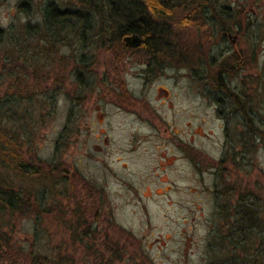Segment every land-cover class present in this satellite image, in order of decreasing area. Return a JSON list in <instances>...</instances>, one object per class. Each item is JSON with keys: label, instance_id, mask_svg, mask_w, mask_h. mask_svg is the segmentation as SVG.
<instances>
[{"label": "rangeland", "instance_id": "obj_1", "mask_svg": "<svg viewBox=\"0 0 264 264\" xmlns=\"http://www.w3.org/2000/svg\"><path fill=\"white\" fill-rule=\"evenodd\" d=\"M19 1L0 0V26L39 19L45 0H29L27 12L17 8ZM200 2L197 25L177 33L189 39V52L175 65L158 66L120 46L92 44L83 51L75 34L54 44L28 40L10 49L7 62L0 54V95L9 81L6 67L30 83L38 73L42 84L64 86L30 109L35 116L22 125H28L22 150L36 162L60 164L62 172L51 174L58 186L47 191L45 212L2 229L10 243L0 247V264H35L31 255L52 264H207L235 207L254 213L264 232V139L236 154L241 163L234 166L232 152L243 150L236 141L246 135L242 117L231 104L219 107L206 87L209 78L201 77L212 50L213 69L228 66L230 86L258 108L264 130V0ZM224 21L235 24L234 46L212 37ZM82 56L87 86L76 92L74 68ZM18 125L5 119L2 128L17 131ZM221 189L223 195L216 192Z\"/></svg>", "mask_w": 264, "mask_h": 264}, {"label": "trees", "instance_id": "obj_2", "mask_svg": "<svg viewBox=\"0 0 264 264\" xmlns=\"http://www.w3.org/2000/svg\"><path fill=\"white\" fill-rule=\"evenodd\" d=\"M199 2L200 0H76V5L68 6L58 0H45L39 8L40 15L36 22H26L19 27H13L12 23L0 26V54L7 58L3 59L7 62L12 58L10 49L16 45L22 47L28 40L34 45L41 41L54 44L75 34L83 51L92 44L107 50L120 46L130 49L131 52H143L158 66H161V61H164V65H175L176 59L185 61L188 58L189 39L177 33L184 32L190 25H197L194 21L198 19V13L203 15V5H199ZM30 4L29 0H21L16 5L20 11L27 12L29 9L31 11ZM227 26L234 27L233 23L231 25L224 21L219 25L220 31L225 32ZM95 27L97 30H94ZM133 39L135 43L131 42ZM27 51L29 50L25 49L23 53L27 55ZM210 60L211 63L207 62L210 66L204 69L205 77L203 74L201 76L210 79L206 83L209 93L214 92V99L219 107L226 108L231 104L233 110L242 117L245 127L242 134L246 135L236 141L239 144L242 142L243 150L232 152V161L238 167L241 160L235 159L236 154L243 156L245 152L251 151L254 139H264V130L258 124V108L256 110L241 96V92H236L230 86L227 78H233V75L227 70L228 66L216 71L213 69V64H217L216 60ZM86 61L87 56L76 61V92L87 86L86 76L83 75L88 71L84 66ZM186 65L188 64L185 63ZM6 70L9 81L6 92L0 95V247L5 242L10 243V237L2 229L11 225L18 217L46 211V193L49 190L52 192L58 186L51 174L56 169L59 173L62 172L60 164L55 168L48 161L36 162L30 152L22 150L23 137H28L25 130L28 125H22L27 123L28 118L35 116L29 110L53 99L59 83L63 89L62 82H56V85L49 87L39 81L38 73H34L31 84L23 74L17 75L13 67H6ZM218 113L224 117L220 110ZM5 119L13 125L19 122L18 130H4L2 126ZM226 159V156L219 159L218 167L225 164ZM223 191L224 189L216 190L221 195L224 194ZM244 194L241 195L245 196ZM219 213L224 218L228 217L221 206ZM229 217L232 223L228 224L224 232L217 233L219 240L215 242L217 246L214 251L210 248L207 264H263L264 232L256 215L235 207ZM9 247L14 248L13 244ZM1 250L0 248V252ZM39 257L41 260L37 261ZM116 258L121 259V254L117 253ZM30 259L35 264H52L46 256L31 255Z\"/></svg>", "mask_w": 264, "mask_h": 264}, {"label": "flooded vegetation", "instance_id": "obj_3", "mask_svg": "<svg viewBox=\"0 0 264 264\" xmlns=\"http://www.w3.org/2000/svg\"><path fill=\"white\" fill-rule=\"evenodd\" d=\"M234 27H235V24H234ZM234 27L232 28H229L228 26L226 27V31L225 32H221L220 29H217V28H213V32L215 31V34H213L212 37H214L215 41L217 42V45H227V41L228 39H230L231 41V45H236V42L238 40V33L236 32V30L234 29ZM235 30V31H234ZM235 49V53H236V56H240V52L238 50V48H234ZM219 50V49H218ZM213 58V54H212V50L210 51L209 53V58L207 57L206 58V62L208 63H211L212 61L210 59Z\"/></svg>", "mask_w": 264, "mask_h": 264}, {"label": "water", "instance_id": "obj_4", "mask_svg": "<svg viewBox=\"0 0 264 264\" xmlns=\"http://www.w3.org/2000/svg\"><path fill=\"white\" fill-rule=\"evenodd\" d=\"M135 40L133 39L131 42H134Z\"/></svg>", "mask_w": 264, "mask_h": 264}]
</instances>
